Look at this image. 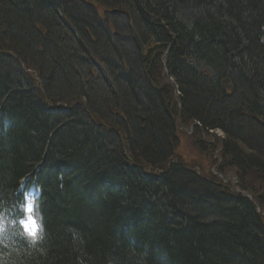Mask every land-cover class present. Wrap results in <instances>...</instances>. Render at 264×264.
I'll return each instance as SVG.
<instances>
[{"label":"trees","instance_id":"16d2710c","mask_svg":"<svg viewBox=\"0 0 264 264\" xmlns=\"http://www.w3.org/2000/svg\"><path fill=\"white\" fill-rule=\"evenodd\" d=\"M179 117L254 203L177 160ZM258 208L264 0H0V259L264 264Z\"/></svg>","mask_w":264,"mask_h":264},{"label":"rangeland","instance_id":"374dc122","mask_svg":"<svg viewBox=\"0 0 264 264\" xmlns=\"http://www.w3.org/2000/svg\"><path fill=\"white\" fill-rule=\"evenodd\" d=\"M199 133L201 132L198 128H194V130H178V136L180 140L178 149L176 151V156L178 157L177 160H181L182 163H184L187 167L196 170V172L200 173V175H202L203 177L210 178L211 174L214 175L217 179L219 178L217 183L221 186L230 185L232 187L233 183L236 182L235 172H230L229 174L224 176L225 181H230L228 182L229 184H226L222 182V178L220 177V175H218L219 173L217 170V165L219 164L218 156L224 134L222 133V131H216V136L213 137V134H207L204 138L203 133ZM195 134H198L200 136L196 137L194 136ZM195 138H197V141L203 138L207 145L213 144V148L209 151L206 150L205 152H203L202 150H200V147L196 145L197 141L195 140ZM33 191L34 190H32L27 196V203L25 207L26 216L22 222V225L27 236L31 240L36 241L40 234V226L38 217L34 212V201L36 195ZM31 222H34L35 236L29 234V231L33 230ZM26 225H28V228H26Z\"/></svg>","mask_w":264,"mask_h":264},{"label":"water","instance_id":"95a60500","mask_svg":"<svg viewBox=\"0 0 264 264\" xmlns=\"http://www.w3.org/2000/svg\"><path fill=\"white\" fill-rule=\"evenodd\" d=\"M132 34H133V41L135 42L137 48L143 53V52L146 50V47L144 46V43H143L142 39L140 38V36L138 35V33L136 32L135 29H133ZM171 82H172V81H171ZM177 94H178V89L175 90V96H176ZM180 108H181V106H180ZM174 124H175V121H174ZM195 125H197V123H194V124L192 125V127L194 128ZM212 136H213V137L216 136V133H214ZM237 182H238V180H236V183H237ZM233 190H234L235 193L238 192V191L236 190L235 186H234V189H233ZM239 193H240V192H239ZM244 194H245V193H244ZM245 195H247V194H245ZM248 197L251 199L252 202H254V200H253V198H252L251 195H248Z\"/></svg>","mask_w":264,"mask_h":264},{"label":"snow or ice","instance_id":"6c2138e0","mask_svg":"<svg viewBox=\"0 0 264 264\" xmlns=\"http://www.w3.org/2000/svg\"><path fill=\"white\" fill-rule=\"evenodd\" d=\"M31 225H32V229H33V230H30V231H29V234L32 235V236H35L34 222H31ZM26 228H28V225H26Z\"/></svg>","mask_w":264,"mask_h":264},{"label":"clouds","instance_id":"9594fccd","mask_svg":"<svg viewBox=\"0 0 264 264\" xmlns=\"http://www.w3.org/2000/svg\"><path fill=\"white\" fill-rule=\"evenodd\" d=\"M0 264H8V258L3 257L2 259H0Z\"/></svg>","mask_w":264,"mask_h":264},{"label":"bare ground","instance_id":"6f19581e","mask_svg":"<svg viewBox=\"0 0 264 264\" xmlns=\"http://www.w3.org/2000/svg\"><path fill=\"white\" fill-rule=\"evenodd\" d=\"M195 140L197 141V138H195Z\"/></svg>","mask_w":264,"mask_h":264}]
</instances>
